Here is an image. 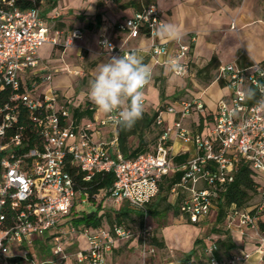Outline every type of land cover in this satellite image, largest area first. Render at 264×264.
Listing matches in <instances>:
<instances>
[{"label": "built area", "instance_id": "obj_1", "mask_svg": "<svg viewBox=\"0 0 264 264\" xmlns=\"http://www.w3.org/2000/svg\"><path fill=\"white\" fill-rule=\"evenodd\" d=\"M161 23L164 22L157 5L150 3L124 18L116 28L129 38L141 35L154 38ZM83 35L81 28L63 30L48 26L40 8L22 10L13 1L0 6V90L8 88L11 93L0 105V264H8L10 258H20L16 264H117L111 259L118 244L134 239L139 242L142 264H150L147 259L156 258V247L150 241L147 205L158 196L166 175L182 172L171 194L180 214L193 224H199L216 208L214 201L219 190L233 180L241 161L264 177L263 63L241 64L234 60L220 64L214 80L224 86L227 95L218 101L216 109L207 110L199 99L163 105L156 121L163 131L154 152L126 159L120 153L112 156L105 144L91 137L94 126L115 125L114 114L97 122L93 119L75 122L68 106L59 103V94L51 86V75L46 73L42 62L39 51L44 44L65 51ZM105 41L113 46L111 54L122 50L107 37L99 39L103 49ZM190 46L191 43H178L173 58L178 59L181 68L172 71L175 75L188 73ZM167 52L166 44L151 46L154 56ZM29 71L38 76L39 83L49 85L45 91H33L37 85L27 82L24 76ZM249 89L255 93L253 98ZM19 105L29 111L30 122L40 138V146L24 153L8 150L9 143L21 144L19 135L10 136L6 142L7 130L17 124ZM88 108L95 111L97 107L90 104ZM165 114L173 116L171 124L165 123ZM193 114L208 117L204 120L206 134L183 125ZM174 140L194 146V155L181 166L174 164ZM68 163L87 172L86 180L90 174L112 173L115 181L108 197L114 203H127L131 210L142 212V228L134 229L124 223L83 225L80 231L83 247L77 243L70 253L65 240L75 230L72 226L68 228V218L77 200L85 203L89 195L76 188ZM263 215L264 186H261L256 204L227 215V228L235 227L241 234L249 229L257 232L254 249L239 250L227 259H218L214 256L218 245L212 242L203 248L209 264H244L252 256L264 261V235L259 227ZM51 231L54 233L50 234ZM36 240L46 242L48 253L43 259H37ZM17 246L24 250L23 255L16 252ZM32 248L35 251H30Z\"/></svg>", "mask_w": 264, "mask_h": 264}, {"label": "crops", "instance_id": "obj_2", "mask_svg": "<svg viewBox=\"0 0 264 264\" xmlns=\"http://www.w3.org/2000/svg\"><path fill=\"white\" fill-rule=\"evenodd\" d=\"M124 1L125 0H121L119 3H115L113 0H44L40 7V11L48 26L63 30L72 28H81L83 30L84 39H80L81 41L77 40L75 42L76 45L72 47L77 53L83 50H96V45H99L98 42L100 38L93 34L94 30L97 29V34L101 35L104 31V24H106V22L114 23L115 33L114 31H106L104 35V37L109 38L118 47L122 48L118 54L114 55H124L126 51H138L143 55L144 63L149 65L152 69L151 81L144 89L143 103L145 111H157L163 105L172 104L178 100H185L183 98L199 99L207 110L214 111L218 101L223 96L227 95V90L221 83L215 82V80L210 85L196 89L195 85H197V83L194 79L199 69L205 67L212 59H216L218 66L234 60H238L239 63L245 64L240 60V52H243L249 61H257L264 64V15L257 11V6L255 5L256 0H232V2L231 0H138L146 1V3H155L160 11L163 22L175 24L183 31L184 37L179 42L191 43L189 65L192 71L190 68L185 76L175 75L169 70L168 65V59L169 57H173L179 42L164 41L158 34L154 38L145 35H141L138 38H129L126 34L117 30L116 26L120 21L126 17L132 16L136 10L141 8L137 0ZM111 5H114L118 11L110 13L111 11H109V8ZM55 14H58V17L54 18ZM60 16L62 19L57 20ZM91 18L92 20L89 23H92V26L89 27L88 23L87 29L84 30L82 28L83 24ZM232 23L237 29L231 28ZM72 24H74V26H70ZM190 37H193L194 43L189 40ZM154 44H166L168 52L158 56L152 55L151 46ZM51 47L53 48L51 54L47 56V58L41 57L43 64L47 68L46 73H50L49 64L54 61V54H64L66 51L70 50L62 51L60 48ZM216 70L217 69H215V76ZM72 71H78L79 73L77 75L82 74V71L79 69H72ZM96 71L97 69L91 71L92 76L96 75ZM70 73L74 74L72 72ZM50 75L52 78L54 75L53 72L50 73ZM24 76L27 82L31 83L33 81V83L37 85L33 90L36 93L45 91L49 86L44 84L43 89L37 91L41 85L37 79L38 76L30 71L24 74ZM58 82L57 79H51V86L57 92L60 89V84ZM160 88L164 90V100L160 98ZM214 88L215 91H213ZM65 105L69 107L79 106L80 104L66 103ZM104 116L106 115L96 108L93 113V120L97 122ZM163 117L166 124H171L174 119L173 116L169 114H165ZM191 117L197 119L192 127L187 126V119L183 122V125L186 128L189 127L190 130L206 134L207 130L205 129L204 122L201 130L198 129L200 116L193 114ZM82 121L85 122L86 120ZM91 137L93 141L105 144L112 156L118 153L121 154L118 148L116 125L109 124L105 127L94 126L91 131ZM172 142V155L174 157L186 155L188 159L194 155L195 150L192 144H184L180 140H174ZM174 164L176 166H181L177 165L175 162ZM199 186H201V184ZM262 186H264V179L262 180ZM169 195L172 201L168 199V202L170 201L169 203L173 205L176 204L175 196L171 193ZM253 205L254 204H251L250 206ZM215 210L216 208H214L208 216H211ZM223 220L224 222L226 221L225 218ZM262 221H264V215ZM236 231H238V229L233 227L229 229V233L227 232L231 238V242L236 245L229 253H224L227 235L222 233L218 236L220 237L223 247L219 249L222 259L229 258L230 254L233 255L239 250L252 251L254 249L258 239L257 232L249 229L245 231L244 234H241L238 231L242 237V242H239L236 241ZM260 234L264 235V231L261 229ZM204 247H206V245ZM202 250L203 248L200 251ZM116 251L117 250H115L114 253H116ZM244 264H264V261L259 262L256 256H252V258Z\"/></svg>", "mask_w": 264, "mask_h": 264}, {"label": "trees", "instance_id": "obj_3", "mask_svg": "<svg viewBox=\"0 0 264 264\" xmlns=\"http://www.w3.org/2000/svg\"><path fill=\"white\" fill-rule=\"evenodd\" d=\"M8 1H13V5L17 8L27 10L40 8L44 0H0V6L3 5L4 2ZM113 1L115 3H119L121 0ZM147 4H150V2H147L146 5ZM88 26L91 27L92 23H89ZM240 60L245 64L251 62L247 59L243 52H240ZM217 67L218 64L216 63V59H212L205 67L197 71L196 76L201 77L203 73H210L211 70L217 69ZM10 94L11 93L8 88L0 90V105L5 100H8ZM160 98L161 100L165 99L164 90L162 88H160ZM90 104L93 103L88 101L84 105L69 106L68 108L72 119L77 123L82 120L93 119L94 111L89 110L88 108ZM161 108L152 112L144 110L143 118L130 130H122L116 126L118 148L124 158L134 159L139 155L154 152L158 138L163 131L161 126L156 124ZM29 117V111L22 107V105H19L17 124L7 130L6 142L9 141V137L13 135H19L22 142L18 146L9 143V151L24 153L35 146H40L39 135L34 130ZM205 119L208 120V117H200V123L198 122L199 130L203 127ZM186 157V155L176 156L174 157V162L177 165H182L186 162ZM67 169L73 178L76 188L87 193L89 195V201L91 202H94L95 197L101 191L105 192L108 196L109 189L113 186L115 181L112 173L104 172L90 174V178L86 180L88 173L82 171L75 164L68 163ZM181 175L182 172L177 171L166 175L162 179L158 196L147 205V213L149 216H159L164 212H167L169 209H173L175 215L180 214L177 204L173 205L168 202V196L171 193L173 186L179 182ZM263 179L264 177L262 175L258 174L248 164L241 161L236 169L233 180L225 184L222 189L219 190L218 196L214 201L217 210V222L221 223L224 217L228 214L250 207L251 201L254 197L260 194V187L262 186ZM143 218L144 214L142 212L133 211L128 207L127 203H124L119 210H112L100 216L97 212L84 214L79 221H82L84 226L87 227L101 226L103 225V220L105 219L107 225L124 223L128 225L135 224L137 225V228H142ZM259 227L264 231V221L261 220L259 222ZM226 235L227 238L225 240L224 253H229L236 247V245L231 242L229 234L227 233ZM150 241L159 249L165 248L164 241L159 238L154 231H151ZM35 244L37 246V259L45 258L48 253L45 250L46 242L44 244L43 241L36 240ZM231 255L232 254H230L229 257ZM214 256L218 259H222L219 253V247L218 250L215 251ZM19 259L20 258H10L8 264H16ZM178 264H209V257L203 253V250L199 251L198 254H196L195 251H189L180 259Z\"/></svg>", "mask_w": 264, "mask_h": 264}, {"label": "rangeland", "instance_id": "obj_4", "mask_svg": "<svg viewBox=\"0 0 264 264\" xmlns=\"http://www.w3.org/2000/svg\"><path fill=\"white\" fill-rule=\"evenodd\" d=\"M128 1L130 0H125L124 2ZM137 2L139 3V7H143L146 5V1L137 0ZM255 5L257 6V11L264 15V0H256ZM109 11H111L110 13H114L117 12L118 9L114 7V5H111ZM59 19L61 20L62 17L60 16L57 20ZM91 20L92 18L89 21H86L85 24H83L82 28L84 30L87 29V24L91 22ZM70 26H74V24ZM231 28L237 29L233 23L231 24ZM103 30L104 31L101 33V35L97 34V29L94 30L93 34L99 36V38H102L104 37L106 31H114V33L116 31L114 23L111 22H106V24H104ZM189 40L194 43L193 37H190ZM96 46L97 48L94 51L83 50L80 53H77L75 49L70 48V50L66 51V53L64 54L59 53L57 55H53L54 61L49 64V72H53L54 75L52 76V78L57 79L59 81L58 83L60 84V89L58 91V94L59 103L61 105L66 103L84 105L86 102L89 101V99L87 98L89 82L94 78V76H92L91 74V71L97 69V66L100 63L105 62L108 56V53L105 52V49H103L100 45ZM52 50L53 48L50 46V44H44L40 48L39 53L42 58H47V56L51 54ZM190 68L191 66H189V69ZM72 69H79L82 71V74H71L70 70L72 71ZM190 70L192 71V68ZM214 76L215 69L211 70L210 73H203L201 77L195 76L194 80L197 83V85H195L196 89H200L202 87L210 85L214 81ZM188 82L192 84L190 81ZM43 87L44 84H41L37 91H40L41 89H43ZM213 91H215V88L213 89ZM183 99L190 100L187 98ZM191 116L187 118V126L192 127V125L196 122L197 119ZM187 128L190 129L189 127ZM168 199L172 201L170 195L168 196ZM258 201L259 195L254 197V199L251 201V204H256ZM123 204L124 203H114L106 195V193L102 191L99 192L94 202L87 201L85 203H80L77 200L75 209L68 218V228L72 226L75 230V232L69 234L68 239L65 240L68 242V244H66V247L69 252L72 253L75 251L77 243L80 248L83 247L84 238L80 231L84 224L82 223V221H79V219L84 214L97 212L99 216L104 215L112 210L121 209ZM224 218L226 219L225 222L224 220L221 223L217 222V210H215L211 216H207L199 224H193L187 221L186 217L182 214L175 215L173 209H169L167 212H164L159 216H149L147 220V226L151 231H154L156 235L164 241L165 248L159 249L156 247V258H148L147 263L178 264L180 259L187 252L195 251V253L198 254L199 251L204 248L205 245L209 246L210 242L212 241H216L219 249H222V242L220 241V237L218 236L222 233H229V228L226 229L227 216H225ZM103 225H107L105 219L103 220ZM134 225L135 224H131L134 229H137V225ZM53 233V231L50 232V234ZM235 234L237 237L236 241L242 242V237L240 233L236 231ZM116 250V253L112 255L111 260L113 262L117 264H142L140 247L137 239L125 243H119ZM30 251H35V248L30 249ZM16 252L20 253L21 255L25 253L24 250L20 249L18 246L16 247Z\"/></svg>", "mask_w": 264, "mask_h": 264}, {"label": "clouds", "instance_id": "obj_5", "mask_svg": "<svg viewBox=\"0 0 264 264\" xmlns=\"http://www.w3.org/2000/svg\"><path fill=\"white\" fill-rule=\"evenodd\" d=\"M158 35L164 41L179 42L183 31L175 24L161 23ZM108 56L97 66L96 75L89 82L87 98L105 115H113L114 124L122 130H130L144 115V89L152 78V69L144 63L143 55L131 51L124 55H112L113 46L107 41L102 45ZM170 71H179L178 59L169 57ZM248 92L255 93L249 89ZM246 98L248 97L245 94Z\"/></svg>", "mask_w": 264, "mask_h": 264}, {"label": "water", "instance_id": "obj_6", "mask_svg": "<svg viewBox=\"0 0 264 264\" xmlns=\"http://www.w3.org/2000/svg\"><path fill=\"white\" fill-rule=\"evenodd\" d=\"M90 214H92V213H90Z\"/></svg>", "mask_w": 264, "mask_h": 264}]
</instances>
